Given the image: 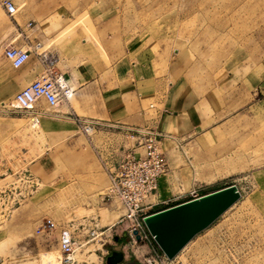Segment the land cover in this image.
Here are the masks:
<instances>
[{"label":"rangeland","instance_id":"obj_1","mask_svg":"<svg viewBox=\"0 0 264 264\" xmlns=\"http://www.w3.org/2000/svg\"><path fill=\"white\" fill-rule=\"evenodd\" d=\"M240 1L16 0L21 10L15 20L0 8L3 64L11 65L4 60L3 46L19 37L16 22L47 21L60 29L44 42L41 30H25L28 40L23 41H29L38 59L74 41L86 43L91 61L101 68L150 50L157 77L178 60L200 92H219L215 105L204 109L222 128L210 155L216 168L233 171L222 176L220 184L237 186L242 197L207 229L226 220L225 235H212L199 245L203 231L171 264H264V0ZM44 75L46 71L39 78ZM226 80L230 87L221 89ZM71 90L62 112L71 113V120L52 118L56 112L42 101L37 108L49 117L40 125L31 112L16 109V95L0 100V264H62L59 237L70 222L88 220L99 228L123 225L118 224L121 202L108 197L115 168L110 158L133 148L136 140L113 129L103 136L97 125L87 132L84 122L98 121L90 112L97 99L77 101ZM152 106L158 104L150 101L144 109L154 118ZM182 151L192 167L198 164L190 159L194 148ZM216 172L219 175V169ZM196 178L202 176L196 173ZM46 219H53L57 230L38 234V225ZM75 237L81 242L76 264H108L109 246H116L113 238L84 241L78 231ZM137 254L146 264L144 255Z\"/></svg>","mask_w":264,"mask_h":264},{"label":"crops","instance_id":"obj_2","mask_svg":"<svg viewBox=\"0 0 264 264\" xmlns=\"http://www.w3.org/2000/svg\"><path fill=\"white\" fill-rule=\"evenodd\" d=\"M59 29V26L46 21L39 25L35 22V27L30 30H41L42 42H44L45 38L53 36ZM17 30L19 37L5 43L4 50L8 46L22 47L29 44V41H23L24 39L28 40L26 31L20 32L18 28ZM13 43L16 44L13 45ZM56 53L57 58L55 57ZM56 53L53 49L46 51V56L40 59L32 54L28 63L17 71H14L12 65L3 64V61L0 60V100L2 103L9 101L29 83L37 80L43 71L53 67L56 72L65 77L70 87L74 89L77 101L92 97L97 99L96 107L90 108V112L95 114L98 121L89 122H93L99 127L100 132L98 133L101 135H108L112 129L130 134L147 129L160 135L167 172L160 179L159 188L154 198L147 202L146 212L157 206L173 204L178 206L225 189L223 188L225 185L220 184L225 179L222 176L232 174L233 171L216 168L214 166L216 159L210 155L215 144V134L219 133L222 128L215 122L214 116H209L204 111L208 104L215 105V94L219 92H200L185 76L179 67L178 60L171 61L165 74L160 78L157 77L154 67L155 58L150 50L139 51L137 56L129 54L128 58L121 63H113L111 66L104 65L103 71H101L103 68L100 65H95L91 61L90 58L93 55L89 53L86 43L79 45L77 41H74ZM4 60L8 61L5 56ZM108 78L109 80H107ZM230 83V80H226L219 87L225 89L230 87ZM150 101L158 104V107H150L155 113L154 118H151L150 112L144 109V105ZM39 104L44 105L42 102ZM66 108L58 111L53 110L56 115L50 116L71 120L68 116L71 113L62 114ZM32 115L33 119L38 120L39 125L43 118L49 117L39 108H36ZM48 125V122H44L42 126L48 127ZM134 139L136 144L133 148L124 151L120 156L117 154L116 157L110 158L115 167L130 151H134L138 155L143 153L138 138L134 137ZM187 147L194 148L195 154L190 155L192 161L198 162L194 167L182 151V148ZM119 159H121L120 162ZM216 169H219V175ZM196 173L202 178L198 180ZM213 176L216 178L212 179ZM193 191H196L198 198L192 196ZM123 216L124 208L119 220ZM225 221L221 220L213 228L206 230V233L198 238L196 243L203 244L212 235L218 236L221 233L225 235L227 228ZM100 229H104V235L110 236L114 241L117 236L128 238L127 248L133 249L136 254L139 252L144 256L150 253L164 254L156 241L143 242V245L137 247L135 251L136 246L131 245L124 225L106 226ZM82 236L84 241L90 237L87 233ZM109 248L110 250L106 254L107 261L114 253L123 254L124 260L120 263L123 264L126 260L125 249L117 246H109ZM180 263L181 261L178 260V264Z\"/></svg>","mask_w":264,"mask_h":264},{"label":"built area","instance_id":"obj_3","mask_svg":"<svg viewBox=\"0 0 264 264\" xmlns=\"http://www.w3.org/2000/svg\"><path fill=\"white\" fill-rule=\"evenodd\" d=\"M0 8L13 20L21 10L16 0H0ZM16 26L20 32H24L33 29L35 22L23 21L22 24L16 22ZM33 52L30 44L22 47L8 46L4 51V56L13 68L20 69L28 63ZM71 95L72 90L68 81L63 75L51 68L46 70V75L20 91L15 96L14 104L16 109L20 111L33 113L37 105L44 101L51 110L58 111L68 106ZM84 123L87 126L86 131H92L95 124L93 122ZM132 137L138 138L143 153L138 155L136 152L130 151L114 168L109 188L111 195L108 197L117 198L121 202L124 208V216L118 224L125 226L131 245L137 246L142 242L155 241L145 224V219L151 209L146 212L145 207L158 191L160 179L167 172V163L161 150L159 134L152 130L141 129L133 132ZM192 196L198 198L196 191L192 192ZM57 228L58 225L53 219H46L38 225L36 232L41 235L52 234ZM100 230L96 223H90L88 220L78 224L70 222L63 227L59 237L62 264L75 263L74 255L78 248L75 237L76 231L81 234L87 233L92 240H96L104 236V231ZM136 232L140 236L139 240ZM144 258L146 264L172 263L165 254L150 253Z\"/></svg>","mask_w":264,"mask_h":264},{"label":"water","instance_id":"obj_4","mask_svg":"<svg viewBox=\"0 0 264 264\" xmlns=\"http://www.w3.org/2000/svg\"><path fill=\"white\" fill-rule=\"evenodd\" d=\"M237 186H230L165 211L148 216L146 227L160 249L173 261L200 233L211 227L240 201ZM137 239L139 234L135 233ZM123 254L114 253L108 264H120Z\"/></svg>","mask_w":264,"mask_h":264},{"label":"trees","instance_id":"obj_5","mask_svg":"<svg viewBox=\"0 0 264 264\" xmlns=\"http://www.w3.org/2000/svg\"><path fill=\"white\" fill-rule=\"evenodd\" d=\"M226 187H228V186H225L223 188H226ZM176 205L177 204L154 207L153 209H151L149 211L148 216L155 214V213H158L160 211L169 209V208L174 207ZM128 244H129L128 238L123 237V236H117V239L115 241V245L117 247L125 249V259H126L125 262H127L128 264H143V262L140 260V256H138V254L134 253V251L132 249L127 248ZM140 245H143V242H142V244L140 243Z\"/></svg>","mask_w":264,"mask_h":264},{"label":"bare ground","instance_id":"obj_6","mask_svg":"<svg viewBox=\"0 0 264 264\" xmlns=\"http://www.w3.org/2000/svg\"><path fill=\"white\" fill-rule=\"evenodd\" d=\"M241 2H242V0L240 1V3H239V2H238V3L241 4ZM236 3H237V2H236ZM238 3L236 4L237 6H239ZM234 4H235V3H234ZM232 8H233V7H232ZM234 8H235V7H234ZM234 8H233V9H234ZM241 9H242V8H241ZM231 11H232V10H231ZM37 47H38V49H42V45H38Z\"/></svg>","mask_w":264,"mask_h":264}]
</instances>
